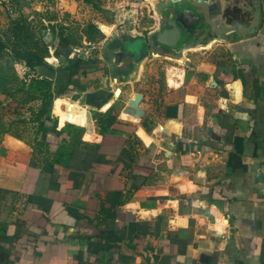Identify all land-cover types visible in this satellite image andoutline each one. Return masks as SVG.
<instances>
[{
    "label": "crops",
    "instance_id": "crops-1",
    "mask_svg": "<svg viewBox=\"0 0 264 264\" xmlns=\"http://www.w3.org/2000/svg\"><path fill=\"white\" fill-rule=\"evenodd\" d=\"M194 8L180 57L150 52L168 67L144 53L118 98L102 76L58 97L86 127L15 117L0 84V264H264V0L239 27Z\"/></svg>",
    "mask_w": 264,
    "mask_h": 264
},
{
    "label": "rangeland",
    "instance_id": "rangeland-1",
    "mask_svg": "<svg viewBox=\"0 0 264 264\" xmlns=\"http://www.w3.org/2000/svg\"><path fill=\"white\" fill-rule=\"evenodd\" d=\"M64 1V4L74 5V9L62 5L61 0H0V43L5 46L0 59V84L13 90L21 85L22 80L26 83V92L17 93L10 102V108L17 110L11 114L15 117L34 116L41 104V93L47 89L55 95L56 90L69 88L68 70L78 58L81 59V67L102 68L100 76L110 75L107 81L112 90L124 87L122 80L127 79L131 72L132 84L140 63L126 51L127 44L140 39L148 43L152 34L157 35L169 17L168 12L173 9L182 12L188 8L194 15L201 14L197 7L194 8L193 0H155L153 7L145 0ZM182 19V26L188 29L191 37L198 36V19ZM100 23L112 25V32L109 35L102 32ZM13 50L33 52L42 58L43 64L32 71L24 62H16L10 69L7 61L14 55ZM150 52H144L149 55L143 61V68L146 65L160 69L168 67L169 63H161L163 60L160 57L150 59ZM152 59L155 61L152 62ZM79 78H74L72 82L80 84L82 79ZM169 80L166 77L167 84H171L172 80ZM30 97L33 100L27 101L24 107L19 105ZM76 97L71 94L70 101H76ZM87 113L89 118L92 117L89 109ZM48 115L57 118L58 124L59 120H67L58 97L53 100ZM66 127L74 128L73 125Z\"/></svg>",
    "mask_w": 264,
    "mask_h": 264
},
{
    "label": "water",
    "instance_id": "water-1",
    "mask_svg": "<svg viewBox=\"0 0 264 264\" xmlns=\"http://www.w3.org/2000/svg\"><path fill=\"white\" fill-rule=\"evenodd\" d=\"M193 2L205 7L206 15L210 22L221 21L222 25L227 24L232 27H239L242 23L244 24L243 21H238L242 14L240 8L241 4H245L249 7L253 6V10H255V0H193ZM173 13L174 15L170 16V19L164 25V28H162V30L155 36V42L158 46L153 48V54H159L160 56L168 58L180 57V54L175 55L174 53L179 50V46L182 43V23L181 21H175L174 18H181L182 16L181 13L179 14L178 10ZM238 22L241 23L238 24ZM86 71L91 72L94 71V69H87ZM141 100V94H134L133 98L127 101L123 108V112L128 113L133 117L140 118L143 113L142 109L139 107Z\"/></svg>",
    "mask_w": 264,
    "mask_h": 264
},
{
    "label": "trees",
    "instance_id": "trees-1",
    "mask_svg": "<svg viewBox=\"0 0 264 264\" xmlns=\"http://www.w3.org/2000/svg\"><path fill=\"white\" fill-rule=\"evenodd\" d=\"M4 49H5L4 44L0 43V59H1V53ZM13 53H14V55L7 61V66L10 69H12L13 65L16 62H24L26 67L32 71L34 70V68L36 66H40L43 64L42 58L37 56L33 52L13 50ZM80 63H81V59L78 58L75 60L74 65L71 68H69L68 74H67V78H68V84L67 85L68 86H72L75 84L72 81L76 77H78V78L81 77L82 80H84V81H87L88 78H91L92 75L86 73L84 71V68L81 67ZM16 79H17V76L14 74V80H16ZM37 81H40V80H37ZM47 85H49V84H47ZM62 89L56 90L54 92L55 95H53V92H51L49 89H47L46 91L41 93V97L39 98L41 101V104L37 110V113L34 114L35 121H37V122L40 121V119L44 116L46 118L49 117L48 112H49L50 106L52 105L54 98L59 97V96H63L67 93L68 88H66V90H62ZM20 92H22V93L26 92V83L23 80L21 81V85L18 86L16 89L12 90V88H7L5 90V94L8 95L9 97H12V98H14L15 95L17 93H20ZM94 96H96V95L90 96V98H94ZM30 99L33 100V97H30L29 99L24 100L22 104H26V102L29 101ZM101 104H102V102L97 103V106H100ZM42 124L43 123H41V125Z\"/></svg>",
    "mask_w": 264,
    "mask_h": 264
},
{
    "label": "bare ground",
    "instance_id": "bare-ground-1",
    "mask_svg": "<svg viewBox=\"0 0 264 264\" xmlns=\"http://www.w3.org/2000/svg\"><path fill=\"white\" fill-rule=\"evenodd\" d=\"M145 1L149 4V6H151V7L154 6L155 0H145ZM64 2H65L64 0H61V4L62 5L68 6V7H71L72 9H74V5L64 4ZM99 28H100V30L102 32H104L105 34L109 35L112 32L113 26L112 25H107V24H104V23H100L99 24ZM137 70L141 71L142 69L140 67ZM138 71L136 72L137 74H138ZM173 77H174V73H172V74L170 73L168 79L173 80ZM120 93H121L120 89L116 87L114 89V98H117L120 95ZM60 99L64 102V114L66 115L67 119L71 122V124L79 126V127H86L88 125V123H89L88 122L87 108L84 107V106H81L77 101L76 102H71L70 99L65 98V97L60 98ZM108 106H110V103L105 105L103 108H107ZM130 116H131L130 114L125 113V112L122 114V118H124L126 120L134 121L136 119V118L134 119L133 116H131V117ZM91 135H92V133H89L87 135V137H91Z\"/></svg>",
    "mask_w": 264,
    "mask_h": 264
},
{
    "label": "flooded vegetation",
    "instance_id": "flooded-vegetation-1",
    "mask_svg": "<svg viewBox=\"0 0 264 264\" xmlns=\"http://www.w3.org/2000/svg\"><path fill=\"white\" fill-rule=\"evenodd\" d=\"M181 13V16L182 15H184L182 18H187V19H190V18H197L198 19V15H194L193 14V12L191 11V9H183L182 10V12H180L179 11V14ZM168 14H169V17L168 18H166V21L165 22H163V26L161 27V29L158 31V32H160L161 30H162V28H164V25L168 22V20L170 19V16H172V15H174V13H173V11H169L168 12ZM179 18V17H178ZM178 18L177 17H175L174 18V20L175 21H181L180 19L178 20ZM181 18V19H182ZM177 19V20H176ZM162 21H163V18H162ZM160 22H161V20H160ZM200 22H199V19H198V24H199ZM199 25H201V24H199ZM202 26V25H201ZM199 27V26H198ZM201 29H203V28H201ZM201 29H197L198 30V32H200V30ZM202 31V30H201ZM151 35V34H150ZM155 33L154 34H152L151 35V38L148 40V43L146 42L145 43V41H143V40H141L140 39V41H143L142 43L140 42V41H137V40H134V41H131V42H129L127 45V48H126V51L130 54V56H132V58H135L134 60H136V59H139V57L141 56V55H143L144 54V52H147L148 53V50H150L151 52L153 51V48L155 47V46H158L157 44H156V42H155ZM154 38V40H152ZM139 42V43H138ZM138 47V48H137ZM139 52H140V54H139ZM136 54H139V56H135ZM131 58V59H132ZM87 69H94V71H91V72H87L86 70ZM84 71L86 72V73H88V74H91V75H93V77H95V78H97V79H100L101 78V76H103V77H105V82H106V80H107V78H108V76H110V75H108V74H105V75H101L100 76V74H102V72H103V69L102 68H87V67H85L84 68Z\"/></svg>",
    "mask_w": 264,
    "mask_h": 264
}]
</instances>
